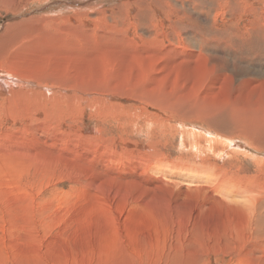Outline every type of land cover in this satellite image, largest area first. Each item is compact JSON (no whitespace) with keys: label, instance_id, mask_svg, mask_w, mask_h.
<instances>
[{"label":"rangeland","instance_id":"rangeland-1","mask_svg":"<svg viewBox=\"0 0 264 264\" xmlns=\"http://www.w3.org/2000/svg\"><path fill=\"white\" fill-rule=\"evenodd\" d=\"M8 27L38 85L0 99V264H264V0H0Z\"/></svg>","mask_w":264,"mask_h":264},{"label":"bare ground","instance_id":"bare-ground-1","mask_svg":"<svg viewBox=\"0 0 264 264\" xmlns=\"http://www.w3.org/2000/svg\"><path fill=\"white\" fill-rule=\"evenodd\" d=\"M68 19H70V18H68ZM58 20V19H57ZM74 20V19H73ZM91 21V20H90ZM93 21V20H92ZM98 21V20H97ZM57 22H59V21H57ZM56 22V23H57ZM65 22V21H64ZM85 22V21H84ZM77 23V22H76ZM81 23V22H80ZM83 24V23H82ZM59 25V24H58ZM17 27H18V25H16ZM15 26V27H16ZM66 27V26H65ZM72 28H73V26H72ZM78 28V27H77ZM16 29L14 28V27H8V29H7V32H6V34H5V32L0 36V62H1V60H2V63L4 62V58H2L3 57V54H5V50L11 45V43L10 42H15V41H18L19 39H18V36L17 35H15L16 34V31H15ZM56 30V29H55ZM73 30V29H72ZM75 30V29H74ZM79 30V29H78ZM18 31V30H17ZM57 31V30H56ZM75 32V31H74ZM59 33V32H58ZM65 33V32H64ZM71 33V32H70ZM21 40V39H20ZM22 41V40H21ZM20 41V42H21ZM23 42V41H22ZM2 44V45H1ZM73 51V50H72ZM7 52V51H6ZM68 54V53H67ZM2 58V59H1ZM21 62V61H20ZM23 62V61H22ZM22 64V63H21ZM28 64V63H27ZM29 66V65H28ZM24 67V65H22L20 68H17V70H13V69H5L4 68V66L1 64L0 65V80H3L5 83H3V82H0V99H1V97H10V98H17L15 95H13V94H15V93H13V91H19V92H21V91H25V93L27 94V92L28 91H30V90H32V88L33 87H36L37 85H34V86H32L33 84H36V81H35V79H37V78H35V77H33L30 73H32L31 72V69L30 68H27V70L26 69H24L23 68ZM33 69V68H32ZM35 69V68H34ZM20 71H23V72H20ZM76 71V70H75ZM33 74V73H32ZM36 74H38V73H36ZM38 75H40V74H38ZM37 75V76H38ZM39 77V76H38ZM25 82V83H22L23 81ZM95 80H97V79H95ZM98 81V80H97ZM101 82V81H100ZM100 82H98V83H100ZM23 84H25V85H23ZM90 89L91 88H89L87 91H89L90 92ZM27 91V92H26ZM34 91V90H33ZM91 91H92V89H91ZM96 91V90H95ZM103 91H105V90H103ZM102 91V92H103ZM74 93V92H73ZM105 93H107V92H105ZM18 94V93H17ZM51 94V93H50ZM25 95V94H24ZM19 96H20V93H19ZM18 96V97H19ZM25 96H28V95H25ZM31 96H33V95H31ZM29 98V97H28ZM56 98V97H55ZM12 100V99H11ZM21 100V99H20ZM25 100V99H24ZM88 101V100H87ZM86 101V102H87ZM91 101H93L92 99H91ZM9 103H12L11 101H8ZM19 102V101H18ZM85 102V101H84ZM5 103V102H4ZM99 103V102H98ZM2 104H3V102H2ZM22 104V103H21ZM16 105H18V103L16 104ZM27 105V104H26ZM178 106V105H177ZM180 107V106H179ZM37 109V108H36ZM164 109V108H163ZM203 109V108H202ZM17 112H19V111H17ZM32 112V111H31ZM47 112V111H46ZM36 113V112H35ZM208 114H211V113H208ZM48 122V121H47ZM50 123V122H49ZM196 126V125H195ZM38 128V127H37ZM180 128V127H179ZM186 128V127H185ZM188 129V128H187ZM187 129H185V130H187ZM190 129H194V128H189L187 131H188V133H186L188 136H192L194 133L196 134L197 133V130H199V129H194V130H190ZM183 130V129H182ZM187 131H185V132H187ZM203 131V130H202ZM205 131V130H204ZM6 133H8V132H6ZM9 135V134H8ZM197 135V134H196ZM206 137L204 138V140H207V139H209V140H213L214 139V136L211 134V133H208V134H204ZM7 136V135H6ZM195 136V135H194ZM198 137H200L199 139H198V142H201V140H203V133H201V132H199V135H198ZM2 138V137H1ZM195 138V137H194ZM196 139V138H195ZM232 141V140H231ZM9 142V141H8ZM13 142H14V139H13ZM30 142V141H29ZM12 143V142H11ZM10 143V144H11ZM28 143V142H27ZM194 143V142H193ZM32 144H33V142H32ZM229 145V144H228ZM17 146V145H16ZM27 146V145H26ZM33 146V145H32ZM11 147H14V146H11ZM29 148V147H28ZM33 149V148H32ZM27 150V149H26ZM31 151V150H30ZM29 151V152H30ZM33 151H36V150H33ZM42 152V151H41ZM40 152V153H41ZM46 153V152H45ZM196 155H198V154H196ZM200 155V154H199ZM2 156V155H1ZM6 157V156H5ZM100 157V156H99ZM7 158V157H6ZM11 158V157H10ZM101 158V157H100ZM47 159V158H46ZM256 160V159H255ZM262 160V159H261ZM161 162V161H160ZM177 162V161H176ZM185 162V161H184ZM187 162V161H186ZM185 162V163H186ZM190 162V161H189ZM162 163V162H161ZM179 163V162H178ZM6 164V163H5ZM180 164H182V163H180ZM207 164V163H206ZM159 165V164H158ZM164 165H165V163H164ZM171 165V164H170ZM176 165V164H175ZM179 165V164H178ZM188 165H189V163H188ZM181 166V165H180ZM191 166V165H190ZM198 166V165H197ZM171 167V166H170ZM183 167V166H182ZM181 167V168H182ZM186 169V168H185ZM218 169V168H217ZM175 170V169H174ZM188 172L189 171H191V169L190 168H187L186 169ZM195 170V169H194ZM212 170V169H211ZM177 172V171H176ZM185 172V171H184ZM192 173H197L196 171H191ZM201 173H203L202 171H201ZM201 173H199V174H201ZM219 173H220V170H219ZM215 174H217V173H215ZM222 174V173H221ZM192 175V174H191ZM203 175V174H202ZM207 175V174H206ZM205 175V176H206ZM212 175V174H211ZM214 175V174H213ZM212 175V176H213ZM201 176V175H200ZM199 176V177H200ZM208 176V175H207ZM209 177V176H208ZM231 177V176H230ZM233 177V176H232ZM195 178V177H194ZM197 178V177H196ZM216 178H217V175H216ZM191 179H193V178H191ZM196 180H198V179H196ZM195 180V181H196ZM206 180V179H205ZM219 180V179H218ZM230 180V179H229ZM253 180V179H252ZM252 180H250V181H252ZM257 180V179H256ZM163 181V180H162ZM202 181H203V179H202ZM210 181H212L211 179H210ZM231 181V180H230ZM254 181V180H253ZM261 181V180H260ZM259 181V182H260ZM205 182V181H204ZM207 182V181H206ZM209 182V181H208ZM226 182V181H225ZM234 182V181H233ZM236 182V181H235ZM234 182V183H235ZM248 182H249V180H248ZM193 183V182H192ZM195 183V182H194ZM199 183V182H198ZM211 183V182H210ZM245 183V182H244ZM262 183H263V181H262ZM262 183L261 184H259V185H262ZM203 184V183H202ZM201 184V185H202ZM207 183H205V185H206ZM226 184V183H225ZM239 184V183H238ZM249 184H251V183H249ZM157 185V184H156ZM200 185V184H199ZM201 185H200V187H201ZM212 185V184H211ZM230 185V184H229ZM255 185H257V184H255ZM245 186V185H244ZM1 187V186H0ZM4 187V186H3ZM196 187V186H195ZM217 187H219V186H217ZM249 187V186H248ZM252 187V186H251ZM256 187V186H255ZM259 187V186H258ZM233 188V187H232ZM264 188V187H263ZM204 189V188H203ZM221 189V188H220ZM251 188H249V190H250ZM256 189H258V188H256ZM260 189V188H259ZM261 189H262V186H261ZM232 190V189H231ZM231 190H228V192H231ZM220 191V190H219ZM197 192V191H196ZM195 192V193H196ZM199 192V191H198ZM216 192V191H215ZM253 192V191H252ZM217 193V192H216ZM215 193V194H216ZM197 194V193H196ZM198 194H200V193H198ZM232 193H230V195H231ZM246 194H249V193H246ZM252 195L251 196H253V193H251ZM228 195V194H227ZM239 195V194H238ZM250 195V194H249ZM257 195H259V194H257ZM202 196V195H201ZM224 196H226L225 194H224ZM240 196H242V195H240ZM245 196V195H244ZM248 196V195H247ZM248 199V198H247ZM243 200V199H242ZM247 204H249V203H247ZM250 208V207H249ZM196 210V209H195ZM22 214H24V212L22 213L21 212V215ZM205 214V213H204ZM191 223V222H190ZM216 226V225H215ZM217 227V226H216ZM215 227V228H216ZM180 233V232H179ZM178 233V234H179ZM183 233V232H182ZM199 235V234H198ZM202 236V235H201ZM118 237V236H117ZM28 237L26 236V238L25 239H27ZM57 239V238H56ZM56 239H54L55 241H53V239H50L51 241H52V244L54 243L55 245H57L55 242H56ZM45 240V239H44ZM58 240V239H57ZM124 240V239H123ZM26 241H28V239L26 240ZM43 241V240H42ZM50 241V242H51ZM125 242V241H124ZM123 241H122V243H124ZM43 243V242H42ZM122 243H121V241H120V244H121V247H122ZM131 243V242H130ZM27 244V243H26ZM32 244V243H31ZM38 244V243H37ZM36 244V245H37ZM44 244H48L49 245V242H45ZM63 243H61V245H62ZM114 245H120L119 243H113ZM126 244H128V242L126 243ZM125 243H124V245H126ZM24 245V244H23ZM35 245V244H34ZM47 245V246H48ZM67 245V244H66ZM66 245L64 244V246L66 247ZM123 245V246H124ZM27 246H29V245H25V247L27 248ZM32 246H33V244H32ZM60 246V245H59ZM131 246V245H130ZM65 247L63 248V247H60L59 249H62L63 248V250H58V249H56V250H58V251H56L51 257H48L49 258V260L51 259V258H56L57 259V261H56V263H54V264H116V262H118V264H133V263H131V260H132V258H128V257H131L129 254H127V253H124L123 252V254H116V255H113V256H111V257H108V256H106V257H104V256H101L102 255V250H100V248H96L97 249V251H82L81 250V248L82 247H80L79 248V250L78 251H73V249L71 248V245L70 244H68L67 245V247H66V249H68V250H66V251H64L65 250ZM209 247H210V245H209ZM39 248V247H38ZM42 247L40 246V250H42L41 249ZM44 248H45V246H44ZM48 248H50V247H48ZM58 248V247H57ZM46 249V248H45ZM51 249H53V248H50V250ZM129 249V248H128ZM211 249V248H210ZM26 250H28V248L26 249ZM29 251V250H28ZM37 251V253H39L38 252V250H36ZM205 251V250H204ZM13 252V251H12ZM24 252V251H23ZM26 252V251H25ZM30 252V251H29ZM207 252V251H206ZM34 253V252H33ZM36 253V254H37ZM205 253V252H204ZM101 254V255H100ZM23 255V254H22ZM26 255V254H25ZM25 255H23V256H25ZM13 256V255H12ZM42 256V255H41ZM17 257V256H16ZM38 257V256H37ZM44 258L46 257V256H43ZM41 258V257H39V260L41 261V264H50V261L48 260H46V259H44V258ZM108 257V258H107ZM145 257V256H144ZM13 258V257H12ZM37 259V258H36ZM35 259V262L36 261H38V260H36ZM137 259H138V256H137ZM145 259H146V257H145ZM200 259V258H199ZM29 260V259H28ZM111 260V261H110ZM144 260V259H143ZM148 260V259H147ZM30 261H32V260H30ZM29 261V262H30ZM40 261L38 262V264L40 263ZM145 261V260H144ZM206 261V260H205ZM140 262V261H139ZM13 263V262H12ZM33 263V262H32ZM153 263V262H152ZM18 264V263H17ZM33 264H35V263H33ZM139 264H141V263H139Z\"/></svg>","mask_w":264,"mask_h":264}]
</instances>
